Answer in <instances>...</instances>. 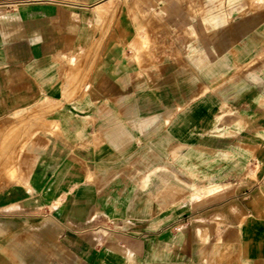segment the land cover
Instances as JSON below:
<instances>
[{
    "label": "crops",
    "instance_id": "obj_1",
    "mask_svg": "<svg viewBox=\"0 0 264 264\" xmlns=\"http://www.w3.org/2000/svg\"><path fill=\"white\" fill-rule=\"evenodd\" d=\"M255 10L0 0V264H264Z\"/></svg>",
    "mask_w": 264,
    "mask_h": 264
},
{
    "label": "rangeland",
    "instance_id": "obj_2",
    "mask_svg": "<svg viewBox=\"0 0 264 264\" xmlns=\"http://www.w3.org/2000/svg\"><path fill=\"white\" fill-rule=\"evenodd\" d=\"M263 1L264 0H251V3L253 5V7L257 10L258 6L260 7V5L264 4V3H262ZM263 64H264V54L262 56H260V58L255 60V62L252 63V65H254L255 67H256V65L258 66V65H263Z\"/></svg>",
    "mask_w": 264,
    "mask_h": 264
}]
</instances>
